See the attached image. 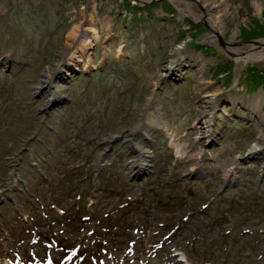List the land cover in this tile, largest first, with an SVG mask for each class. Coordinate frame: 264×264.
<instances>
[{"label": "rangeland", "instance_id": "obj_1", "mask_svg": "<svg viewBox=\"0 0 264 264\" xmlns=\"http://www.w3.org/2000/svg\"><path fill=\"white\" fill-rule=\"evenodd\" d=\"M0 264H264V0H0Z\"/></svg>", "mask_w": 264, "mask_h": 264}, {"label": "bare ground", "instance_id": "obj_2", "mask_svg": "<svg viewBox=\"0 0 264 264\" xmlns=\"http://www.w3.org/2000/svg\"><path fill=\"white\" fill-rule=\"evenodd\" d=\"M213 30H214V32H219L215 27H213ZM85 40V39H84ZM90 41V40H89ZM87 42H88V40H86V41H81L80 42V44H84V45H86L87 44ZM80 46V45H79ZM77 51H78V49H76V53H77ZM79 52V51H78ZM78 55H79V53H77ZM75 54L73 53L71 56H67L66 57V59H63L62 57L61 58H59L60 60H59V63L60 64H62V65H65L66 66V61L68 62L71 58H72V56H74ZM256 147L254 146V145H250L249 146V149L247 150L248 152H249V154L250 153H252V152H254V151H256Z\"/></svg>", "mask_w": 264, "mask_h": 264}, {"label": "water", "instance_id": "obj_3", "mask_svg": "<svg viewBox=\"0 0 264 264\" xmlns=\"http://www.w3.org/2000/svg\"><path fill=\"white\" fill-rule=\"evenodd\" d=\"M147 175H149V174H147ZM147 175H145V176H147ZM143 177H144V176H141V175H140V176H139V177H137V178L130 179V181H134V180H135V181H140V180H142V179H143Z\"/></svg>", "mask_w": 264, "mask_h": 264}, {"label": "trees", "instance_id": "obj_4", "mask_svg": "<svg viewBox=\"0 0 264 264\" xmlns=\"http://www.w3.org/2000/svg\"><path fill=\"white\" fill-rule=\"evenodd\" d=\"M235 238V236H233Z\"/></svg>", "mask_w": 264, "mask_h": 264}]
</instances>
